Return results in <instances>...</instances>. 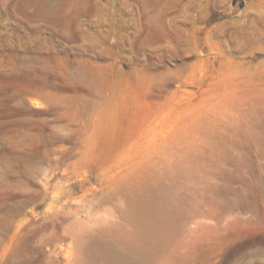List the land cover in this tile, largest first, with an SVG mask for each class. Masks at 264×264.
Here are the masks:
<instances>
[{
	"label": "rangeland",
	"instance_id": "374dc122",
	"mask_svg": "<svg viewBox=\"0 0 264 264\" xmlns=\"http://www.w3.org/2000/svg\"><path fill=\"white\" fill-rule=\"evenodd\" d=\"M0 264H264V0H0Z\"/></svg>",
	"mask_w": 264,
	"mask_h": 264
},
{
	"label": "bare ground",
	"instance_id": "6f19581e",
	"mask_svg": "<svg viewBox=\"0 0 264 264\" xmlns=\"http://www.w3.org/2000/svg\"><path fill=\"white\" fill-rule=\"evenodd\" d=\"M120 254L124 255V251L123 250H120Z\"/></svg>",
	"mask_w": 264,
	"mask_h": 264
}]
</instances>
